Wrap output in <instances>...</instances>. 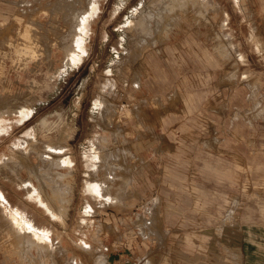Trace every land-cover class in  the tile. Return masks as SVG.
Listing matches in <instances>:
<instances>
[{
    "label": "rangeland",
    "instance_id": "obj_1",
    "mask_svg": "<svg viewBox=\"0 0 264 264\" xmlns=\"http://www.w3.org/2000/svg\"><path fill=\"white\" fill-rule=\"evenodd\" d=\"M0 264H264V0H0Z\"/></svg>",
    "mask_w": 264,
    "mask_h": 264
},
{
    "label": "crops",
    "instance_id": "obj_2",
    "mask_svg": "<svg viewBox=\"0 0 264 264\" xmlns=\"http://www.w3.org/2000/svg\"><path fill=\"white\" fill-rule=\"evenodd\" d=\"M127 150H128V148H127ZM128 157H129V153H128ZM174 164L175 163H173V165ZM127 165H128V163H127ZM169 170L171 172H175L171 168ZM172 177L173 178H170V175H165V178L163 177L164 179L161 178V182H162L163 186H161L158 190H160V192H162V197L165 196L166 198H170L172 200L171 202H169L170 207L168 208V213L172 214V215H174V217H176L178 215V213L184 209V207H183L184 201L181 199V198H183L182 192L184 190L177 184L178 181L174 180V176H172ZM177 179L180 180L178 177H177ZM178 208H180V209H178ZM177 223L178 222L166 220V222L162 223L161 225H178Z\"/></svg>",
    "mask_w": 264,
    "mask_h": 264
},
{
    "label": "bare ground",
    "instance_id": "obj_3",
    "mask_svg": "<svg viewBox=\"0 0 264 264\" xmlns=\"http://www.w3.org/2000/svg\"><path fill=\"white\" fill-rule=\"evenodd\" d=\"M76 46V45H75ZM77 48H78V45H77Z\"/></svg>",
    "mask_w": 264,
    "mask_h": 264
}]
</instances>
